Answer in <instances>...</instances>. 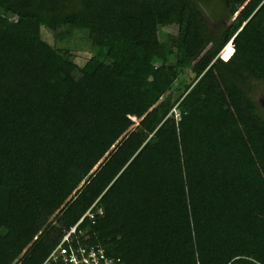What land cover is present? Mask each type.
Listing matches in <instances>:
<instances>
[{
  "label": "trees",
  "instance_id": "obj_1",
  "mask_svg": "<svg viewBox=\"0 0 264 264\" xmlns=\"http://www.w3.org/2000/svg\"><path fill=\"white\" fill-rule=\"evenodd\" d=\"M227 3L209 29L196 0L0 2V264L82 217L123 264H264V0ZM60 26L91 70L42 37Z\"/></svg>",
  "mask_w": 264,
  "mask_h": 264
},
{
  "label": "rangeland",
  "instance_id": "obj_2",
  "mask_svg": "<svg viewBox=\"0 0 264 264\" xmlns=\"http://www.w3.org/2000/svg\"><path fill=\"white\" fill-rule=\"evenodd\" d=\"M1 1L2 0H0V2ZM203 11L205 12L204 14H206L205 17L208 19L207 27L209 29L214 28L215 25L214 22L211 20V18L204 9ZM176 29H177L176 26L160 28L159 37L160 38L164 37L162 32H164V34L165 32L174 34L176 33ZM220 31L221 30H219L217 34ZM42 37L48 43L54 46L58 51L69 54L71 59L74 62H76L79 66L83 67L84 69L91 70L94 67V63L91 61L92 48L87 38L86 30H77L68 26H60L55 31L52 32L46 28H43ZM210 45L211 42L207 43L204 46L203 50L200 51V54L197 56V58H199L201 54L205 53L206 49ZM189 69L190 68H187L177 79V83L180 82L179 83L180 87L183 85L184 82H188L192 78L193 74L188 72ZM251 83L254 84L253 85L254 86L253 91H255L254 97L256 102L258 103L259 111L264 116V85L259 81H254V80H252Z\"/></svg>",
  "mask_w": 264,
  "mask_h": 264
},
{
  "label": "built area",
  "instance_id": "obj_3",
  "mask_svg": "<svg viewBox=\"0 0 264 264\" xmlns=\"http://www.w3.org/2000/svg\"><path fill=\"white\" fill-rule=\"evenodd\" d=\"M97 212L101 213V210ZM85 215L90 218L94 216L90 209ZM82 218L70 227L41 264H123L120 257L107 254L103 246L87 243L80 238L82 231H77L76 227Z\"/></svg>",
  "mask_w": 264,
  "mask_h": 264
},
{
  "label": "water",
  "instance_id": "obj_4",
  "mask_svg": "<svg viewBox=\"0 0 264 264\" xmlns=\"http://www.w3.org/2000/svg\"><path fill=\"white\" fill-rule=\"evenodd\" d=\"M206 11L211 20L219 25L226 26L228 23L227 0H196ZM221 32V31H220Z\"/></svg>",
  "mask_w": 264,
  "mask_h": 264
},
{
  "label": "snow or ice",
  "instance_id": "obj_5",
  "mask_svg": "<svg viewBox=\"0 0 264 264\" xmlns=\"http://www.w3.org/2000/svg\"><path fill=\"white\" fill-rule=\"evenodd\" d=\"M228 52H229V54H230V53L232 52V49L229 48ZM225 59H227V56L225 57Z\"/></svg>",
  "mask_w": 264,
  "mask_h": 264
},
{
  "label": "clouds",
  "instance_id": "obj_6",
  "mask_svg": "<svg viewBox=\"0 0 264 264\" xmlns=\"http://www.w3.org/2000/svg\"><path fill=\"white\" fill-rule=\"evenodd\" d=\"M227 43H230V44H231V43H232V40H230V41L227 42ZM232 44H233V43H232ZM233 53H234V46H233Z\"/></svg>",
  "mask_w": 264,
  "mask_h": 264
}]
</instances>
